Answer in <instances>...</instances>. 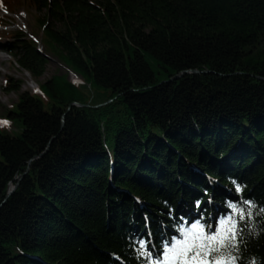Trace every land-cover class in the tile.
Masks as SVG:
<instances>
[{
	"label": "trees",
	"instance_id": "16d2710c",
	"mask_svg": "<svg viewBox=\"0 0 264 264\" xmlns=\"http://www.w3.org/2000/svg\"><path fill=\"white\" fill-rule=\"evenodd\" d=\"M0 5L41 12L43 48L81 79L52 73L5 111L0 264H151L178 228L214 230L243 201L237 264H264V0ZM1 36L42 73L30 37Z\"/></svg>",
	"mask_w": 264,
	"mask_h": 264
},
{
	"label": "snow or ice",
	"instance_id": "6c2138e0",
	"mask_svg": "<svg viewBox=\"0 0 264 264\" xmlns=\"http://www.w3.org/2000/svg\"><path fill=\"white\" fill-rule=\"evenodd\" d=\"M7 121H0V125L7 124ZM241 191L240 186L236 188ZM247 208H239L238 205L229 204V207L239 211V216L223 217L218 221L215 229L211 225H204L200 221L192 223L187 228H178L179 237H172L171 241L162 244V251L151 261V264H237L239 260V241L242 239L240 222L246 217L250 220L252 216V201H243ZM264 214V210H260ZM221 225H225L221 228ZM141 248H144L145 241H139ZM139 256H152L150 251H141ZM143 264H149L145 260ZM254 264V262H251Z\"/></svg>",
	"mask_w": 264,
	"mask_h": 264
},
{
	"label": "rangeland",
	"instance_id": "374dc122",
	"mask_svg": "<svg viewBox=\"0 0 264 264\" xmlns=\"http://www.w3.org/2000/svg\"><path fill=\"white\" fill-rule=\"evenodd\" d=\"M41 14L31 7H16L13 12L6 11L0 5V30L21 31L25 36L30 37L36 47L45 55L42 73L32 76L28 71L14 63L13 57L0 48V121H5L6 109L12 105L22 91H35L37 85L52 73H64L66 78L74 83L81 82L80 77L68 69L65 64L51 51L43 48L40 30L35 24V15ZM55 27H60L58 22H54ZM4 38L0 37V47ZM18 81L19 87L13 90L2 88L5 79ZM5 126V124H4ZM15 133L14 130L11 131Z\"/></svg>",
	"mask_w": 264,
	"mask_h": 264
},
{
	"label": "water",
	"instance_id": "95a60500",
	"mask_svg": "<svg viewBox=\"0 0 264 264\" xmlns=\"http://www.w3.org/2000/svg\"><path fill=\"white\" fill-rule=\"evenodd\" d=\"M184 71H186V70H184ZM188 71H190V72H198L197 69H190ZM177 76H178V74H176L174 77H177ZM15 185H16V182L8 187L7 194L14 188Z\"/></svg>",
	"mask_w": 264,
	"mask_h": 264
}]
</instances>
